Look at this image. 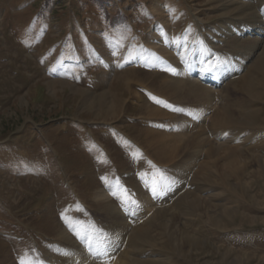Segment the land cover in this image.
I'll list each match as a JSON object with an SVG mask.
<instances>
[{"label":"rangeland","instance_id":"1","mask_svg":"<svg viewBox=\"0 0 264 264\" xmlns=\"http://www.w3.org/2000/svg\"><path fill=\"white\" fill-rule=\"evenodd\" d=\"M263 19L264 0H0V264H66L50 244L84 245L78 222L108 243L113 206L124 238L88 264H264V87L251 97L244 79L262 80ZM175 73L213 99L161 94ZM85 92L117 99L113 115ZM109 175L121 187L101 197ZM148 221L156 237L133 242Z\"/></svg>","mask_w":264,"mask_h":264},{"label":"bare ground","instance_id":"2","mask_svg":"<svg viewBox=\"0 0 264 264\" xmlns=\"http://www.w3.org/2000/svg\"><path fill=\"white\" fill-rule=\"evenodd\" d=\"M245 20L248 22V21H251L250 18H253L254 15H250V14H245ZM257 17H261L260 14L258 13L256 15ZM260 19V18H259ZM262 19V18H261ZM253 20H255V17L252 19L251 22H253ZM258 25L257 24H254V28L253 30L256 31V33H259L261 35V33L264 34V27H262L264 25V19L261 20V21H258ZM253 24V23H251ZM229 38L231 39V36H229ZM233 38V37H232ZM175 62V61H174ZM177 68V67H176ZM254 68V71L256 70L258 73H260L262 75V80H258L257 82H255L254 80H251L252 79V75H247L244 77L245 79V86H246V90L247 92L250 94L251 97H254L256 95H258V91H259V87L263 88L264 87V54L262 56H260V58H258L253 66ZM176 74V73H175ZM178 74V73H177ZM172 75V80L171 81H166V84L167 86L164 87L165 89L161 92V94H165V92H168V91H172V93H176L178 95H189L190 92L192 93L191 94V97L192 98H195V99H198V97H200L201 95L207 100H210V99H213L214 95L212 93L211 90H205V89H202L201 88V85H199V83H194L195 81H191V82H187L186 83V86L184 85V81L182 80L183 79V73L181 75ZM223 79V78H222ZM182 81V82H181ZM186 82V81H185ZM55 83V82H54ZM56 85V84H55ZM185 87V88H184ZM208 89V88H207ZM86 93V92H85ZM82 94H84V92H82ZM146 94V93H145ZM160 94V95H161ZM86 97V100H85V105L87 108H91L93 105H98L101 107H103L105 109H103L104 113H105V118L107 117H110L113 115V112L115 110V107L117 106V103H118V100L116 99V101L111 98L109 96L108 93L106 92H102L101 94H99L94 100H91L90 99V92L89 93H86L85 94ZM148 95V94H147ZM156 96V95H155ZM177 96V95H176ZM93 97V96H92ZM172 97V96H171ZM161 98V97H160ZM90 99V100H89ZM114 100V101H113ZM120 101V100H119ZM116 105V106H115ZM227 109V108H226ZM225 110V109H224ZM226 111V110H225ZM152 113L154 114H159L157 111H154L152 110ZM155 116V115H154ZM217 117H219V115H217ZM233 120L230 118V117H227L225 120H221V124H223V127H225V129L229 128V126H232L233 125ZM217 125L219 124L218 122L216 123ZM216 127V126H215ZM148 129V128H147ZM146 129V130H147ZM224 129V128H223ZM151 132L153 133V130H151ZM159 133L160 135H162L163 133L161 132H157ZM161 137V142L163 141L162 144H164L163 146L167 149V150H170V144L167 143L169 142L174 136H172L170 139L166 138L164 135L163 136H160ZM195 138L193 137L192 140H194ZM175 144V143H173ZM167 146V147H166ZM169 147V148H168ZM181 147L179 148V151H180ZM217 150V148L213 147V148H210V151L209 153H215ZM173 151V150H171ZM227 151V150H226ZM235 151V150H234ZM174 152V151H173ZM233 152V150H232ZM219 153V151H218ZM176 154V153H175ZM228 154V152H227ZM226 154V158H227V161H229V163L233 164L234 167H237V163H239V161L235 160H232L230 158V155H227ZM234 155V154H233ZM236 155V154H235ZM176 156V155H174ZM234 157V156H233ZM232 157V158H233ZM176 158V157H175ZM233 161V162H232ZM177 164V163H176ZM180 166V165H179ZM146 169V168H145ZM152 169V168H151ZM149 170V169H148ZM181 170V169H180ZM178 172V171H177ZM109 174V173H108ZM170 177V176H169ZM106 179V178H105ZM119 179H117V176L115 177L114 175L107 177L106 179V188L102 189L100 192H99V196L101 197H110V195L112 194L111 193V190H114L113 188L116 187V185H119V187H121V183L118 181ZM171 180V179H170ZM182 180V176H177L176 177V183H179L181 182ZM163 182V181H162ZM150 184V183H149ZM154 185H158L157 183H152ZM153 186V185H151ZM118 187V188H119ZM174 186H172L173 188ZM171 188V189H172ZM174 189V188H173ZM128 190V189H127ZM162 190V189H161ZM119 191V190H118ZM122 195V199L123 200H127V197H128V194L130 192V194L132 195V192L129 191L126 193V190L122 192L119 191ZM113 193H116L113 192ZM118 193V194H120ZM154 194V196H156V190L155 192L153 191L152 195ZM113 195V194H112ZM130 195V197H131ZM133 197V196H132ZM198 198V197H197ZM191 199V198H190ZM125 200V201H126ZM183 201V198L179 199L178 202ZM187 201V200H186ZM190 201V205H193L194 207L196 205H199L200 202L198 199H194V200H189ZM201 201V200H200ZM129 202V201H128ZM185 202V201H184ZM150 203V201H149ZM181 203V202H180ZM133 209V208H132ZM127 210V209H126ZM104 216H106L105 218L107 219H110L111 221H113V226H111V233H112V239L108 241V243L105 241V240H101L99 239V235H95L97 234V232L94 234L92 231L94 229V227H88L85 226L83 223L81 222H78L77 225H75L76 227V230L75 232H78L80 233L82 236V240L85 242L84 245H79L75 240H73L70 236L69 233H64L62 234L59 239L56 240V243L54 244H50V245H53L54 247L56 246L55 249H57V247H59V249L57 250H63L65 251V256L67 257V261H66V264H74L75 262L79 263V264H88V262L90 263L91 262V255H95L96 253V256L99 257V258H112L111 257V254L114 252V250L117 248V246L121 244L123 238H124V228L125 227V223H123V221L121 220L123 217L125 218V216L123 215V211L121 210H117L115 206H113L111 209L108 208L106 210H104ZM140 213V212H139ZM103 214V213H101ZM164 214L163 211H159V213L157 214V218L162 216ZM103 217V216H102ZM101 217V218H102ZM129 218V217H128ZM74 219V218H73ZM79 219V217H78ZM82 219V218H81ZM126 219V218H125ZM82 221V220H81ZM88 221V220H87ZM122 221V222H121ZM125 221V220H124ZM90 222V221H89ZM151 221H148L147 222V226H143L141 228H138L132 235V240L133 242L134 241H141V243H149L151 242L150 239H152V237H156V236H153L151 235L150 231L151 229L149 230V227L152 225L150 224ZM89 224V223H88ZM93 224V223H92ZM128 224V222H127ZM73 225V224H72ZM100 225V224H98ZM74 226V225H73ZM92 226V225H91ZM95 226V225H93ZM104 226V225H103ZM164 226H165V223H163L162 221L158 224L157 227H161V229L163 230L164 229ZM99 227L102 228V226L100 225ZM110 227V226H109ZM128 227V226H126ZM97 228V227H96ZM108 228V226H107ZM105 230V229H104ZM109 230V229H108ZM85 233H89L90 235H92L91 237V240L88 238L86 239V237H83ZM103 233V232H102ZM108 233V231H107ZM106 233V234H107ZM161 235H164V232L160 231ZM110 234V233H109ZM126 234V233H125ZM73 235V234H72ZM80 236V235H79ZM104 236V235H103ZM131 236V235H130ZM106 237V235H105ZM125 237H128V236H125ZM76 238V237H75ZM78 239V238H77ZM188 241H193L191 238L187 237L186 238ZM131 240V239H129ZM81 241V240H80ZM82 241V242H83ZM89 241V242H88ZM187 241V242H188ZM134 244V243H133ZM85 246V247H84ZM132 246V245H131ZM85 249L86 251L88 249H90V252L92 251L93 253H90L88 252V255L85 256ZM116 252H114L113 254H115ZM44 254V253H43ZM117 254V253H116ZM39 256V255H38ZM36 255V257H34V259H32L31 261H29L28 264H43L45 261H46V258L47 256L46 255H43V256H39L38 257ZM113 256V255H112ZM51 258V257H50ZM53 259V258H52ZM54 260V259H53ZM52 260V262H53ZM110 260V259H109ZM104 261H107L104 259ZM117 261V260H116ZM49 262V261H48ZM47 263V262H46ZM106 263V262H105ZM156 261L154 260H146V261H133L132 264H155ZM161 263V262H160ZM238 263V262H237ZM50 264V263H48ZM57 264V263H55ZM63 264V263H62Z\"/></svg>","mask_w":264,"mask_h":264},{"label":"snow or ice","instance_id":"3","mask_svg":"<svg viewBox=\"0 0 264 264\" xmlns=\"http://www.w3.org/2000/svg\"><path fill=\"white\" fill-rule=\"evenodd\" d=\"M134 203V202H133Z\"/></svg>","mask_w":264,"mask_h":264}]
</instances>
